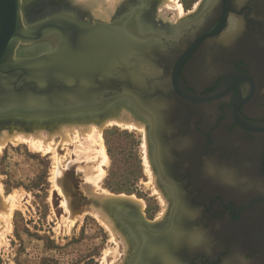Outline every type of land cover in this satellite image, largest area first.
I'll return each mask as SVG.
<instances>
[{
	"label": "flooded vegetation",
	"instance_id": "flooded-vegetation-1",
	"mask_svg": "<svg viewBox=\"0 0 264 264\" xmlns=\"http://www.w3.org/2000/svg\"><path fill=\"white\" fill-rule=\"evenodd\" d=\"M152 12L145 30L169 38L163 44L171 53L191 50L180 75L197 98L162 102L154 107L159 116L146 114L171 207L159 227H140L144 244L131 259L264 264V0H205L170 37L151 28ZM158 87L170 97L169 83Z\"/></svg>",
	"mask_w": 264,
	"mask_h": 264
},
{
	"label": "rangeland",
	"instance_id": "rangeland-1",
	"mask_svg": "<svg viewBox=\"0 0 264 264\" xmlns=\"http://www.w3.org/2000/svg\"><path fill=\"white\" fill-rule=\"evenodd\" d=\"M61 1H28L24 6V15L26 18H32L38 9L45 6L51 7L52 14L53 11L58 12L64 5L81 16L84 22H97L92 13L82 14L76 8L71 7L66 2L65 5ZM146 1L150 6V10L146 9L147 12L151 13L153 11L151 18L155 22L154 30H163L162 26L164 24L162 23L164 21L159 18L162 7H165L162 0H126L125 6L122 8H126L127 6L143 8L147 4ZM175 1L182 5L184 12L188 15L196 11L195 8L198 4H202L203 6L205 0ZM60 2L62 4L58 5ZM122 8L115 12L111 20L116 19V16L120 15L123 11ZM147 12L146 14H148ZM168 16V19L171 20L169 22L175 24L172 22L174 15L169 13ZM162 32L160 33L162 34ZM167 32L163 35L169 36ZM127 111L126 107L120 108L119 106L114 109L112 108L107 116H98L99 118L89 116L78 118L75 116L72 117L71 121L59 120L60 122L51 121L45 124L21 121L12 125L6 124L4 127L0 126V130L8 131L9 135H11L10 133L13 134V132L19 131L18 135L16 134L17 137L16 135H11L14 138L10 137L8 142L4 144V148L2 147L0 151V188L2 191L0 204H3V200L14 196V204H16L10 219L0 220V264H124L126 259L129 256L132 257V254L135 252L131 251L130 226L136 224V226L139 225L142 228L150 230L153 224L157 228L159 227L158 224H161L166 219L171 202L167 196V192L160 187L159 180L156 178L153 156L151 154V143L148 141L149 137L146 131L148 125L146 126V122L143 123V119L131 113L130 118L132 117V120L127 118L128 116L124 119L135 123L133 125L139 124V128L133 126L132 129L129 127L126 129L127 127H125L124 123L121 124L122 126L118 124L119 127L116 123L114 125L112 123L114 120L122 119L123 114ZM21 123L27 125L24 126L25 128L33 127L36 129L34 131L40 132L39 135H44L43 138L47 137V134L50 137L52 130L49 129L53 127H55L54 134L57 133L56 130L75 129L78 131L79 138L70 133L72 142L74 140L75 142H66V144H69L68 146L66 144L61 146L62 136L59 133L56 134L57 136H54V142L51 145L53 152L40 151L36 149L38 145H35V147L28 144V141L22 136L31 137L30 135L34 134L30 132V134H26V131L21 130ZM88 125L101 129L102 145L107 157V162L103 164L106 167L102 166L105 172L101 178L102 180L98 182L99 185L97 189L95 188L96 190L90 186H83L86 184L85 181H88L86 180L88 176L98 173L96 171L97 165L100 164L101 160L96 158L97 161L94 159L100 147L94 146L89 147L92 148L89 149L87 140H85L86 138L82 140L83 135L82 133L80 134V129L87 128ZM105 125L108 126L106 127ZM141 126L144 131L140 129ZM74 136L75 138H73ZM15 138L16 141L14 140ZM22 140L26 142L23 143ZM80 143L82 146L87 145L88 149L82 148ZM57 146L59 147L57 148ZM75 146L79 152L81 149L83 151L81 150L82 152L80 153L74 152L77 151ZM86 149L87 151H85ZM55 153L60 158H57ZM90 153L94 158H90ZM80 154L84 159H82L83 157L81 158ZM85 154L90 156L87 158L88 160L85 159ZM146 156L149 159L152 173L148 172V166L145 164ZM93 159L94 161L92 162ZM56 165L57 169L60 167L62 171H58L59 169H56ZM94 168L96 169L93 170ZM79 170H83V172L85 170V172L83 173ZM57 173L61 175H57ZM55 177L58 178L59 182H62L61 185L56 180L54 182L53 178L55 179ZM91 191L95 192L91 193ZM101 192H104L105 195L115 200L119 198H123L122 200H124L125 198L128 201L129 207H121L117 211V215L113 217L108 212L106 202L98 200V197L104 196V193L101 194ZM16 199L17 202H15ZM129 200L138 201L135 204ZM66 201L71 206L67 205ZM139 204H141V208L143 206L144 208L141 209ZM66 206L72 208L71 213L73 211L75 213L72 214L73 216L68 212L69 209L67 210ZM119 212H122L125 216L118 215ZM102 214H105L107 219H104L105 216H102ZM70 217H74L76 220ZM103 220H107L105 222L109 225L111 221L116 227L117 232L113 228L109 229L107 227V229V225L102 222ZM111 231L112 233L114 232V235L118 233L114 236L115 239L111 236Z\"/></svg>",
	"mask_w": 264,
	"mask_h": 264
},
{
	"label": "water",
	"instance_id": "water-1",
	"mask_svg": "<svg viewBox=\"0 0 264 264\" xmlns=\"http://www.w3.org/2000/svg\"><path fill=\"white\" fill-rule=\"evenodd\" d=\"M28 1L0 0L1 127L21 121H71L86 113L89 117L107 116L111 102L123 97L145 105L159 93L167 94L156 88L157 78L170 84L171 103L196 101L195 95L184 91L180 75L191 50L182 54L178 49L171 53L166 46L152 47L163 46L170 39L145 30L143 18L150 10L147 1L143 8L127 6L109 23L84 22L71 10L26 18ZM43 8L38 9L40 14ZM150 37L152 42L147 41ZM38 44H47V48L37 53ZM17 48L29 55L18 56ZM150 48L151 54H146ZM176 54L181 56L174 62ZM143 67L153 70L148 74L151 77L144 78L148 81L145 85L137 77ZM167 68L171 71L166 72Z\"/></svg>",
	"mask_w": 264,
	"mask_h": 264
},
{
	"label": "bare ground",
	"instance_id": "bare-ground-1",
	"mask_svg": "<svg viewBox=\"0 0 264 264\" xmlns=\"http://www.w3.org/2000/svg\"><path fill=\"white\" fill-rule=\"evenodd\" d=\"M60 1V0H59ZM163 2H164V4H165V7L163 8L162 7V10H161V14L159 15V18L162 20V21H164L162 24H164L162 27H163V29L169 34V37L170 36H175V35H178V33L176 34V32H179V31H176L177 29H176V27H178L180 24H182L183 22H186V20L187 19H189V18H191V17H193V16H196V14L200 11V9L202 8V4H198L197 6H196V11H194V12H191L190 14H186L185 12H184V10H183V7H182V5H180L179 3H176V1L175 0H162ZM61 2H66L67 4H69L71 7H74V8H76V10L77 11H79V12H81L82 14L84 13V14H89V13H92V15L97 19V22L99 21V22H101V23H107V21H109V22H111L112 20H111V18L112 17H114L113 15L115 14V12L118 10V9H121L122 7H124L125 5H124V3L126 2V0H62ZM58 3V5H61L62 3ZM66 3H65V5H66ZM216 3V2H215ZM214 3V4H215ZM212 7H214L213 5H212ZM211 7V8H212ZM55 8H58V7H55ZM194 8V7H193ZM53 9H54V7H53ZM122 9H124V8H122ZM161 9V8H160ZM62 10H70L69 8H67V7H65L64 5L62 6V9H60L59 11H62ZM39 11H41V10H37L36 12H35V14H34V17L37 15V17H40L39 15H41L42 17L43 16H47V15H49V14H51V12H52V9H51V7H48V6H45L44 8H43V10H42V12H41V14H40V12ZM58 11V12H59ZM71 11H73V10H71ZM156 11V10H155ZM54 12V11H53ZM74 12V11H73ZM158 12H159V10H158ZM56 13V12H55ZM169 13H171L172 15H174V17H173V21L172 22H174L175 24H173V23H171V22H169V21H171V20H169L168 18H169ZM216 13V12H215ZM159 14V13H158ZM127 15H129V14H127ZM117 17V16H116ZM126 17V16H125ZM203 17V16H202ZM199 18L198 19V21H204V18ZM127 18V17H126ZM158 18V17H157ZM234 18H232V20H233ZM92 20H93V18H92ZM95 20V19H94ZM93 20V21H94ZM111 20V21H110ZM160 21V20H159ZM94 22H96V20L94 21ZM234 22H235V19H234ZM233 23V22H232ZM185 24V23H184ZM238 24V23H237ZM201 25L204 27V25L202 24V23H199V27H201ZM231 27H232V25H231ZM233 28H234V26H233ZM235 28H237V27H235ZM176 32H175V31ZM146 31H148L149 32V30H146ZM160 31V30H159ZM181 32V31H180ZM180 34V33H179ZM150 35H153V34H151L150 33ZM163 35V34H162ZM168 36V35H167ZM178 37V36H177ZM149 38V37H148ZM152 39L153 38H151L150 37V39H147V41H150V42H152ZM154 41H157V40H154ZM170 42V41H169ZM165 43V42H164ZM219 44V43H218ZM224 44V43H223ZM46 45L47 44H38L37 46H36V49L38 50L37 51V53H40L42 50H44L45 48H47L46 47ZM160 44H156L155 46H152L153 48H161L162 46H159ZM163 46H165L164 44H163ZM217 46V45H216ZM151 47V48H152ZM145 48V47H144ZM151 48H150V50H146V54H151ZM164 48V47H163ZM208 49V48H207ZM27 50V49H26ZM145 50V49H144ZM165 50V49H164ZM17 55L18 56H20L21 54L23 55V56H28L29 54V52H27V54H26V52H22V50L20 49V48H17ZM134 63V62H133ZM153 70H152V68L151 67H143L141 70H140V72L137 74V77L139 78L140 77V81H142V84H147L148 83V81L147 80H145L144 78H149V77H151L150 75H148V74H150L151 72H152ZM155 72V74H158V75H162V72H160V71H154ZM163 79V78H162ZM132 81V80H131ZM150 81H151V79H150ZM153 82H154V80H153ZM153 82H150V83H152V85L154 84ZM158 84H164V82H157ZM205 83V82H204ZM135 85V84H134ZM152 90V89H151ZM172 99H173V96H171V94H170V97H167V94L166 95H162L161 93H159V96H157L156 98H155V100L152 102V101H149V102H145V105H140V104H138V103H136V102H133V101H130V99H128V98H126V97H123V98H117L116 100H114V101H112L111 102V105H112V107L110 108V111H111V109L113 108H116V107H119L120 106V108L122 107V108H124V107H126L127 109H128V111L127 112H125L124 114H123V118L122 119H119V120H114V121H112V123H113V125L116 123L117 124V126L119 127V125L118 124H120V126H122L121 124H125L124 126L125 127H127L126 129H128V127L129 128H131L132 129V127L133 126H136V127H138L139 128V124H136V125H133V124H135V123H131V121H127V120H125L124 118L125 117H127V118H130V116H131V114L133 115H135V116H138L139 118H141V119H143L144 121H143V123L144 122H146V124L147 125H149V122H147L148 121V117H147V115L146 114H148V112H149V110H150V112H151V114H150V116L152 117V115H155V116H159L160 114L157 112V111H155V109H154V107L156 108V105H158L157 107H160L161 106V103L162 102H171L172 101ZM87 100H89V98H87ZM183 101V100H182ZM180 102V101H179ZM173 104V103H172ZM110 105V106H111ZM109 106V107H110ZM163 107H164V105H163ZM162 107V108H163ZM161 108V109H162ZM172 109V108H171ZM156 110H158V109H156ZM172 111H173V109H172ZM155 112V113H154ZM103 113V112H102ZM131 113V114H130ZM88 114L89 113H86V114H84V116H81L82 118H84V117H87L88 116ZM95 114V113H94ZM90 115V114H89ZM99 118V117H98ZM132 118V117H131ZM130 118V119H131ZM137 118V117H136ZM117 119V118H116ZM161 119V118H160ZM132 120V119H131ZM162 120V119H161ZM54 121H59V120H54ZM141 121V120H140ZM49 122H51V121H49ZM53 122V121H52ZM111 123V122H110ZM111 123V124H112ZM137 123V122H136ZM159 123V122H158ZM13 124V123H12ZM12 124H10V125H12ZM33 124V123H32ZM108 124V123H107ZM160 125V124H159ZM20 126H22L21 127V130H24V131H26V134H30V133H33L34 135H30L31 137H27V136H24V135H22L24 138H25V140L26 141H28V144H31V145H33V146H37V148L36 149H38V150H40V151H52V147H51V145L53 144V142H54V136H57L56 134H61V136H62V142H61V146H64L65 144H66V142H72V138H71V134L70 133H73L76 137H78L79 135H78V131H76L75 129H69V130H61V131H57L56 130V132L57 133H55L54 134V132H55V127H53V128H50L49 130H52L51 131V133H50V137L48 136V134H47V137H45V138H43V136L42 135H39V133L40 132H38V131H34V130H36V129H34L33 127H29V128H25L24 126H27L26 124H23V123H21V125ZM106 127L108 126V125H105ZM109 126H110V124H109ZM157 126V125H156ZM75 127V126H74ZM73 127V128H74ZM80 127V126H79ZM81 127H83V126H81ZM148 128H147V132H148V137H149V142L151 143V148H152V138H151V135L149 134V126H147ZM72 128V127H71ZM77 128H78V126H77ZM135 128V127H134ZM168 128V127H167ZM62 129H63V127H62ZM80 129V128H79ZM102 129H103V127H102ZM105 129V128H104ZM131 129H129V130H131ZM142 131H144L143 130V128H142V126H141V128H140ZM139 129V130H140ZM169 129V128H168ZM78 130V129H77ZM136 130V129H135ZM156 131V130H155ZM19 131H16V132H13V134L12 133H10L12 136H15L17 133H18ZM30 132V133H29ZM146 132V133H147ZM44 133V132H43ZM82 133V135H83V137H82V140L83 139H85V140H87V143H88V148L89 147H94V146H97V147H100L99 148V150L97 151V156L94 158L93 156H91L92 154L90 153L89 155L91 156H87L86 154H88V153H86L85 154V156H86V160H88L87 158H94L95 160H97V159H101L100 160V164H98L97 166V170L96 171H98V173H96V171H95V173H96V175H94L93 173H91V174H93V175H90V176H88L87 177V179L86 180H88V181H85L86 182V184H84L83 186H90V187H92V189H94V190H96L97 189V187H98V182L100 181V180H102L101 178L103 177V175H104V172L105 171H103V169H102V166H103V164H105L106 162H107V157H106V154H105V150H104V147H103V145H102V138H101V129H98L96 126H92V125H88L87 126V128H81L80 129V134ZM42 134V133H41ZM72 134V135H73ZM11 135H9V133H8V131H1L0 130V151H1V149H2V147L4 148V144L6 143V142H8V140L10 139V137H12ZM18 135V134H17ZM17 135H16V137H17ZM20 135V134H19ZM38 135V136H37ZM81 135V136H82ZM21 136V135H20ZM21 136V137H22ZM75 136L73 137V138H75ZM27 137V138H26ZM60 137V136H59ZM12 138H14V137H12ZM19 138V137H18ZM61 138V137H60ZM79 138V137H78ZM78 138H77V140H78ZM50 139V140H49ZM15 141H16V138L14 139ZM13 140V141H14ZM49 140V141H48ZM61 140V139H60ZM20 141H21V139H20ZM23 141V140H22ZM26 141H23V143H25ZM63 142H65L64 144H62ZM73 142H75V140L73 141ZM72 142V143H73ZM77 142V141H76ZM12 143V142H11ZM77 143H79V142H77ZM82 143V142H81ZM81 143H80V145H81ZM85 143V142H84ZM87 143H85V144H87ZM60 144V143H59ZM30 145V146H31ZM67 146L69 145L68 143L66 144ZM72 145V144H71ZM76 145V144H75ZM79 145V146H80ZM100 145V146H99ZM35 146V147H36ZM61 146H60V148H61ZM76 146H78V145H76ZM75 146V149L77 148ZM82 146V145H81ZM86 146V147H85ZM85 146H82V148L84 147V148H87V145H85ZM59 146H57V148H58ZM31 148H32V146H31ZM80 148V147H79ZM87 148V149H88ZM35 149V148H34ZM67 149V148H66ZM74 149V150H75ZM81 149V148H80ZM79 149V150H80ZM87 149L85 150V151H87ZM89 149H92V148H89ZM56 150V149H55ZM82 150V149H81ZM80 150V152H82ZM53 152V151H52ZM56 152H57V150H56ZM74 152H79L78 151V148H77V151H74ZM79 152V153H80ZM89 152H90V150H89ZM93 152V151H92ZM58 153V152H57ZM57 153H55L56 154V157H57ZM76 154V153H75ZM83 154V153H82ZM76 155H78V154H76ZM84 155V154H83ZM79 156V155H78ZM77 156V157H78ZM80 156H81V154H80ZM152 156H153V154H152ZM56 157H55V159H56ZM83 156H81V158H82ZM99 157V158H98ZM57 158H60L59 156L57 157ZM97 158V159H96ZM159 158V157H158ZM82 159H84V157L82 158ZM94 159L92 160V162L94 161ZM153 159V166H154V168H155V172H156V178H158V180H159V184H160V187L165 191V192H167V193H171L170 191H171V188L169 187V185H167L166 184V182H164V180H163V178H161V173H160V171H159V167L157 166V163L155 162V159H154V157L152 158ZM57 160H59V159H57ZM91 160V159H90ZM145 160H146V163L145 164H147V169H148V172H151V168H150V165H149V159L147 158V156H146V158H145ZM78 161V160H77ZM98 161V160H97ZM157 161V160H156ZM74 162H76V161H74ZM73 162V163H74ZM88 162V161H87ZM58 163V162H57ZM56 163V164H57ZM77 163V162H76ZM71 164V163H70ZM69 164V165H70ZM92 164V163H91ZM95 164V163H94ZM68 165V166H69ZM73 165V164H72ZM71 165V166H72ZM70 166V167H71ZM105 166V165H104ZM103 166V167H104ZM80 167V166H79ZM78 167V168H79ZM106 167V166H105ZM77 168V169H78ZM56 169H57V165H56ZM59 169V170H58ZM57 170L58 171H60L61 169H60V167L58 168ZM83 169V168H82ZM84 169H86V168H84ZM96 168H94L93 170H95ZM64 171H65V169H63ZM92 170V169H91ZM57 171V172H58ZM62 171V170H61ZM80 171V170H79ZM82 172H83V170H81ZM80 171V172H81ZM84 172H85V170H84ZM83 172V173H84ZM88 172V171H87ZM92 172V171H91ZM65 173V172H64ZM63 173V174H64ZM82 173V174H83ZM152 173V172H151ZM150 173V174H151ZM58 174H60V173H57V175ZM63 174H62V176H63ZM88 174H89V172H88ZM61 175V174H60ZM56 176V175H55ZM61 176V177H62ZM151 176H152V174H151ZM154 176V175H153ZM57 177V176H56ZM55 177V179L53 178V180H54V182H55V180H56V182H59V180H57L58 178H56ZM60 177V178H61ZM84 177V176H83ZM84 180H85V178H83ZM154 179V178H153ZM62 180H63V177H62ZM88 183H89V185H88ZM90 183H91V185H90ZM56 184H58V183H56ZM59 184L61 185L62 184V182H59ZM55 186H58V185H55ZM59 187V186H58ZM96 188V189H95ZM87 189H88V187H87ZM86 189V190H87ZM173 191V190H172ZM2 191H1V188H0V195H2V193H1ZM90 192V191H89ZM92 192H95V191H91V193ZM104 192H106V191H104ZM104 192H101V194H103ZM63 193V192H62ZM107 193V192H106ZM95 194H98V193H95ZM101 194H99V195H101ZM173 195V194H172ZM66 197H67V195H65ZM64 196V197H65ZM111 196V195H110ZM10 197V196H9ZM98 197V196H97ZM133 197V196H132ZM8 198V197H7ZM14 198H15V196L14 197H10V198H8V199H5V200H3V204H0V220L1 219H10V217H11V214H12V211H13V209L15 208V205L16 204H14ZM68 198V197H67ZM67 198H66V200H67ZM115 198V197H114ZM172 198H173V196H172ZM97 199V198H96ZM123 199V198H122ZM121 198H119V199H112V197H109V196H107V195H105V193H104V196H101V197H98V200H103V201H105L106 202V206H107V208H108V212H110L111 214H112V216L114 217L115 215H117V211L122 207H125V206H128L129 204H128V201L127 200H125V198H124V200H122ZM133 199H134V197H133ZM20 201V200H19ZM129 201H131V200H129ZM136 201H138V200H136ZM136 201H131V202H134L135 204L137 203ZM140 201V200H139ZM15 202H17V199L15 200ZM68 202H69V199H68ZM140 202H142V201H140ZM1 203H2V201H1ZM70 203V202H69ZM66 204H67V201H66ZM143 204V203H142ZM63 205H65L64 203H63ZM67 205H70V204H67ZM140 205V208H141V204H139ZM19 206V205H18ZM17 206V207H18ZM71 206V205H70ZM67 207V206H66ZM65 207V208H66ZM69 207V206H68ZM66 208L67 210L69 209V213H71V209L72 208ZM129 207V206H128ZM2 208V209H1ZM144 208V206L141 208V209H143ZM17 209V208H16ZM140 209V210H141ZM142 211V210H141ZM87 212V211H86ZM73 213H74V211H73ZM73 213H71V216H73L72 214ZM84 213V212H83ZM75 214V213H74ZM119 214H121L122 216L124 215L122 212H119L118 213V215ZM105 216V218L104 219H107L106 218V215L105 214H102V216ZM125 216V215H124ZM98 217V216H97ZM70 218H74V217H70ZM71 219V220H72ZM75 219V218H74ZM97 219H99V218H97ZM100 219H102V218H100ZM76 220V219H75ZM105 221H107V220H105ZM104 220L102 221V222H104L107 226H106V228L108 227L109 229H112L113 228V230L115 231V232H117L116 231V227L113 225V223L110 221L109 223H110V225L112 226H110L108 223H106ZM6 222V221H5ZM100 222H101V220H100ZM75 223V222H74ZM102 225V224H101ZM140 227L141 226H139V225H137L136 226V224H132L131 226H130V232H131V234H130V236H129V238H130V242H132V244H131V246H132V249H131V251L132 252H134V251H138L139 249H138V247L140 246V244H144V237H143V234H142V232H140ZM107 228V229H108ZM144 232H146V231H144ZM114 233V232H113ZM112 233V231H111V236L114 238V236H116V234H118V233H115V235ZM113 234V235H112ZM129 234V233H128ZM1 236H2V234H1ZM115 239V238H114ZM113 239V240H114ZM114 241H116V240H114ZM138 246V247H137ZM141 247H143V245L141 246ZM140 247V248H141ZM146 247V246H145ZM143 250V249H142ZM141 252V251H140ZM135 253V252H134ZM140 257V256H139ZM132 257H128L127 259H126V262L124 263V264H134V262H135V258H133V259H131ZM139 261V260H138ZM137 263V262H136Z\"/></svg>",
	"mask_w": 264,
	"mask_h": 264
}]
</instances>
